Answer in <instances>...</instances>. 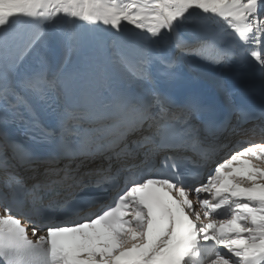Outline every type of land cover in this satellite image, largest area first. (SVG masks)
<instances>
[{
    "label": "snow or ice",
    "instance_id": "6c2138e0",
    "mask_svg": "<svg viewBox=\"0 0 264 264\" xmlns=\"http://www.w3.org/2000/svg\"><path fill=\"white\" fill-rule=\"evenodd\" d=\"M21 21L33 30L26 50L59 38L66 58L82 27L103 25L113 30L111 60L153 87L117 89L99 65L96 76L61 78L43 53L40 70L17 80L10 49ZM185 25L204 34L216 62L264 77V0H0V118L24 122L31 95L52 100L58 121L41 129L55 142L42 161L0 136V264H264V126L259 142L208 143L205 106L156 86L175 75L167 45L193 48ZM137 30L128 47L116 35ZM96 159L107 167L82 174ZM36 163L46 166L29 185L18 169ZM89 189L117 191L93 208L80 203Z\"/></svg>",
    "mask_w": 264,
    "mask_h": 264
},
{
    "label": "bare ground",
    "instance_id": "6f19581e",
    "mask_svg": "<svg viewBox=\"0 0 264 264\" xmlns=\"http://www.w3.org/2000/svg\"><path fill=\"white\" fill-rule=\"evenodd\" d=\"M32 31L23 21L17 23L13 29L15 38L10 49V55L16 61L14 74L17 80L40 70V55L43 53L48 57L49 70L54 74H58L61 78L71 77L79 80L96 76L99 65L103 66L105 75L113 87L117 89L143 92L153 87L150 82L133 76L128 68L122 67L111 60L108 53L111 50L114 38L113 30L103 25L82 27L80 31L84 36V40L79 49L67 58L65 56V45L59 38L50 39L46 48L26 50ZM116 35L119 36L121 44L128 47L135 42L140 33L137 30L135 34L128 32L123 35ZM180 35L187 43L193 45V48L181 53L174 45H167L165 50L174 61L175 75L172 79L161 81L156 85L162 90L166 91L167 88H171L173 85L193 84L208 77L209 81L213 82V86L223 93H226L228 89L235 90L239 83L249 86L256 81L258 84L264 85V77L261 76L259 69L251 64L216 62V50L210 46L206 38H203V33L196 31L195 25L183 26L180 29ZM197 37L201 38L197 39ZM3 115L0 112V117H3ZM237 124L236 115H232L231 120L225 124L224 130L220 132L215 143L235 145L238 141L254 142L261 137V135H258V128L264 126L262 122H259L261 125L250 122L243 127H238ZM255 127H258L255 133L249 131ZM225 150L220 151L218 154L221 155ZM101 164L106 166L107 162L101 159L85 161L81 166V173H89ZM32 166V169L28 166L24 171L29 173L30 177L31 174L34 175V181L37 182L41 179L45 166L38 163Z\"/></svg>",
    "mask_w": 264,
    "mask_h": 264
}]
</instances>
